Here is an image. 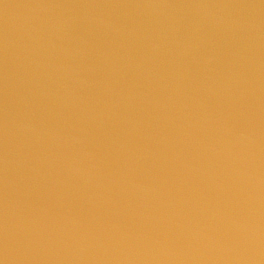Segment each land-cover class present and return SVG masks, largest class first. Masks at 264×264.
<instances>
[{
  "label": "water",
  "instance_id": "obj_1",
  "mask_svg": "<svg viewBox=\"0 0 264 264\" xmlns=\"http://www.w3.org/2000/svg\"><path fill=\"white\" fill-rule=\"evenodd\" d=\"M0 264H264V243L0 183Z\"/></svg>",
  "mask_w": 264,
  "mask_h": 264
}]
</instances>
